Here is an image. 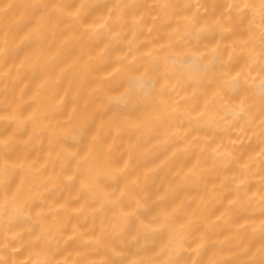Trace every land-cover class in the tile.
I'll list each match as a JSON object with an SVG mask.
<instances>
[{
  "label": "bare ground",
  "instance_id": "6f19581e",
  "mask_svg": "<svg viewBox=\"0 0 264 264\" xmlns=\"http://www.w3.org/2000/svg\"><path fill=\"white\" fill-rule=\"evenodd\" d=\"M0 264H264V0H0Z\"/></svg>",
  "mask_w": 264,
  "mask_h": 264
}]
</instances>
